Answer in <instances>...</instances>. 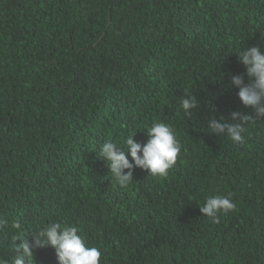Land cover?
Returning a JSON list of instances; mask_svg holds the SVG:
<instances>
[{"label": "trees", "instance_id": "obj_1", "mask_svg": "<svg viewBox=\"0 0 264 264\" xmlns=\"http://www.w3.org/2000/svg\"><path fill=\"white\" fill-rule=\"evenodd\" d=\"M256 45L264 0H0V257L60 222L100 264H264V118L231 84ZM234 111L253 116L242 143L208 129ZM153 122L173 128L177 162L122 187L98 152L146 143ZM215 195L235 204L218 222L200 211ZM31 264H58L55 249Z\"/></svg>", "mask_w": 264, "mask_h": 264}, {"label": "clouds", "instance_id": "obj_2", "mask_svg": "<svg viewBox=\"0 0 264 264\" xmlns=\"http://www.w3.org/2000/svg\"><path fill=\"white\" fill-rule=\"evenodd\" d=\"M238 60L245 66L247 82L244 74H234L231 77V84L239 89L238 96L242 104L251 107L257 117L264 118V51L260 45L249 47L238 53ZM198 106L199 102L193 94L185 95L180 103V108L186 115H191V111ZM231 118L241 122L231 124L223 117L217 119L213 116L208 121V129L218 136H226L233 142L242 143L245 126L249 121H253V116L234 111ZM134 136L129 134L122 145L107 140L98 152L99 157L107 163L110 176L122 187L132 181L135 168L147 170L151 176H167L181 152V144L173 128L167 123L153 122L147 129L146 143L138 142ZM234 208L235 204L229 197L215 195L206 199L200 211L218 222L219 212L228 213ZM8 224L9 221L0 216V229ZM11 227L20 229L21 225L13 221ZM79 232L80 229L76 226L55 222L39 230L31 242L26 238L14 237V251L17 254L12 257L11 264H31L35 251L48 247L55 249L58 264H100L101 251L88 246ZM0 264H9V261L0 257Z\"/></svg>", "mask_w": 264, "mask_h": 264}]
</instances>
